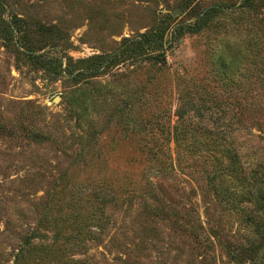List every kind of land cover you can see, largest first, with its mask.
Instances as JSON below:
<instances>
[{"label":"rangeland","instance_id":"374dc122","mask_svg":"<svg viewBox=\"0 0 264 264\" xmlns=\"http://www.w3.org/2000/svg\"><path fill=\"white\" fill-rule=\"evenodd\" d=\"M161 27V69L88 60ZM222 72L253 107L176 149L179 99L215 101L196 88L229 90ZM204 131L264 175V0H0V264H251L264 225L215 195Z\"/></svg>","mask_w":264,"mask_h":264},{"label":"trees","instance_id":"16d2710c","mask_svg":"<svg viewBox=\"0 0 264 264\" xmlns=\"http://www.w3.org/2000/svg\"><path fill=\"white\" fill-rule=\"evenodd\" d=\"M248 1V0H245ZM246 8V3H241L240 8ZM217 10V7H211L205 11L203 14V18L200 20L201 23L207 22L209 17ZM199 26V25H198ZM166 28L161 27L158 30H151L147 33L141 34L136 39H126L124 40L120 51L116 55H111L106 57L102 64L100 60L103 59L100 56L91 57L88 59L94 64H98L99 68L101 65L106 63L107 66L111 67L113 64L120 61V59H135L138 57H147L148 60L153 62L152 66L160 65V69L165 65L164 56L160 53V48L162 47V41L164 38ZM181 34L180 31L177 33ZM30 57V56H29ZM100 63V64H99ZM44 64H48V62H44ZM105 65V64H104ZM57 70H60V64L56 65ZM241 67L236 69L237 72H240ZM98 70H95L97 72ZM221 76H223L221 80L227 81V83L221 84L222 87H229V90L219 89L216 85L209 86L202 84L199 80V84H197L196 91H198V95L200 97L206 96V92H213L217 94L219 92L221 97H215V101H212L211 97L207 101H198L201 102L199 106L195 107L194 103H190L189 100H184L182 97L179 99V104L176 107L174 117L176 118L175 125L172 127L173 139H175L176 149H180V146L184 143L185 138L187 137V126L189 121L204 118L208 120L209 118H216V123L212 122V125H218L223 118L221 113L232 112L235 120L239 122L242 117H245L246 110L251 109L253 107L252 103L246 101V98L240 96L241 93H246L244 87L241 85H234L231 83V80L228 78L229 75L226 72H222ZM225 77V78H224ZM151 80V79H150ZM150 82V81H148ZM199 88V89H198ZM234 88V89H233ZM192 89V87H191ZM253 90V89H252ZM231 92H239V95L234 97L230 96ZM186 94L189 92L185 91ZM229 94V96L225 97V94ZM132 101H125L124 107L132 108ZM210 102V103H209ZM251 120L254 118L249 117ZM253 122V121H252ZM158 125L161 132L166 131L168 128L165 126V122L161 121ZM207 125H204L206 127ZM217 128L211 129L216 130ZM221 137H223L222 144L225 145V133L222 132L221 128ZM201 131V129H200ZM216 133V132H215ZM196 134V133H195ZM203 137L207 140L209 136H214L210 139V143H208L209 150L208 154L213 158V163L215 164L216 172H219L217 175H213L209 178V183L213 184L214 193L220 201H225L226 203L232 201V204H236L235 210H238L241 214L245 215L247 221L252 222L253 225H264V222L261 224L256 219H261L260 217L264 216V175L258 174V166L251 164H246L245 162L240 161V152L237 150H229L227 149L223 152L224 160L219 159L217 155L220 156L221 153L217 149V136L218 134L210 133V132H202ZM221 144V145H222ZM198 148V147H197ZM220 148V147H219ZM153 152V151H152ZM151 152V153H152ZM160 154L164 156H160ZM225 154V155H224ZM156 158H159V168L158 170H166L171 163L167 164V156L161 150H157L153 153ZM157 161V160H156ZM224 162V164L222 163ZM220 178V179H218ZM219 180L216 183V180ZM221 181V182H220ZM247 256L252 261L251 264H259L260 261L264 260V236L263 240L258 242H253L248 246Z\"/></svg>","mask_w":264,"mask_h":264}]
</instances>
